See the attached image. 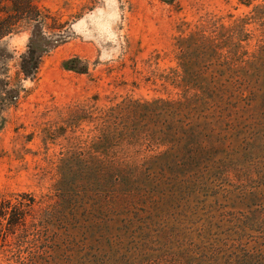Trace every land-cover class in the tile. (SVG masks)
I'll return each mask as SVG.
<instances>
[{
    "label": "rangeland",
    "instance_id": "obj_1",
    "mask_svg": "<svg viewBox=\"0 0 264 264\" xmlns=\"http://www.w3.org/2000/svg\"><path fill=\"white\" fill-rule=\"evenodd\" d=\"M34 1L49 18L35 78L23 73L35 23L0 40V80L18 96L0 99V201L56 208L29 230L38 241L0 237V264H237L254 251L264 264V0ZM199 31L238 63L219 80L196 48L185 78L178 43ZM187 80L238 95L213 155L183 178L112 180L106 113L183 99Z\"/></svg>",
    "mask_w": 264,
    "mask_h": 264
},
{
    "label": "trees",
    "instance_id": "obj_2",
    "mask_svg": "<svg viewBox=\"0 0 264 264\" xmlns=\"http://www.w3.org/2000/svg\"><path fill=\"white\" fill-rule=\"evenodd\" d=\"M240 1L248 3L255 0ZM256 10L258 14H262L264 5H258ZM48 19L34 0H0V40L18 33L24 24L35 23L38 33L34 41L36 47L31 46L29 55L24 59L23 73L27 78L37 76L41 55L47 51L45 43H48V38L43 32V25L47 26ZM219 37L220 35L215 38L207 36L205 31H199L189 38L179 40L180 63L185 78L192 70L190 60L195 48L200 58H213L211 63L214 68L208 70L217 80L221 77V69L235 62L230 50L225 53L226 46L218 41ZM241 59L239 58L245 63ZM235 64L238 65L236 62ZM182 88L185 95L183 99L129 102L106 113L103 118L106 121L105 127H102L103 133L111 136L108 142L114 151L113 162L107 171L112 180L183 178L195 175L204 160L213 155L218 145V131L228 113L234 109L236 101L233 96L238 95L233 90L228 91L230 98L220 100L219 95H224L226 89L222 88L219 81L210 86L203 83L196 89L187 80ZM192 91H197L200 95L189 97L188 94ZM3 94L6 95L3 99L5 101L17 100L18 97L16 90L9 89L7 81L0 80V99ZM3 109L4 106L0 105V110ZM107 119L115 121L113 126L107 124ZM117 119H120V123L116 122ZM37 205L36 198L30 194L20 195L15 201L1 200L0 237L5 240L9 237L21 240L27 236L28 240L29 236H33V240L38 241V234L28 235L29 230H35L44 223L45 217L53 213L56 206L37 209ZM29 218H32L31 225ZM257 257L255 251L253 254L245 253L243 257L239 255L237 264H257ZM149 264L183 263L169 262L162 257ZM212 264L217 263L213 261Z\"/></svg>",
    "mask_w": 264,
    "mask_h": 264
},
{
    "label": "bare ground",
    "instance_id": "obj_3",
    "mask_svg": "<svg viewBox=\"0 0 264 264\" xmlns=\"http://www.w3.org/2000/svg\"><path fill=\"white\" fill-rule=\"evenodd\" d=\"M99 24H100V23H99ZM103 24H104V23H103ZM103 26L106 27L105 25H103ZM103 26H102V27H103ZM100 28H101V27H100ZM99 33H101V31H100ZM109 34H110V33H109ZM100 36H101V35H100Z\"/></svg>",
    "mask_w": 264,
    "mask_h": 264
}]
</instances>
